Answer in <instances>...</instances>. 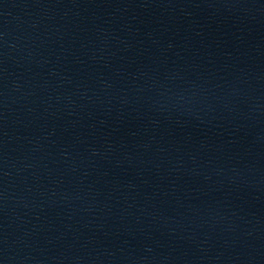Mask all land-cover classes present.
<instances>
[{"label":"water","instance_id":"obj_1","mask_svg":"<svg viewBox=\"0 0 264 264\" xmlns=\"http://www.w3.org/2000/svg\"><path fill=\"white\" fill-rule=\"evenodd\" d=\"M0 264H264V0H0Z\"/></svg>","mask_w":264,"mask_h":264}]
</instances>
